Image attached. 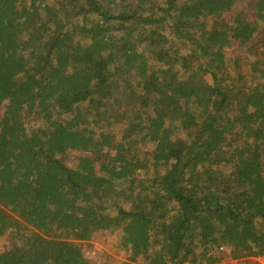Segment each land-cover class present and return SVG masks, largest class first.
<instances>
[{
  "label": "trees",
  "instance_id": "trees-1",
  "mask_svg": "<svg viewBox=\"0 0 264 264\" xmlns=\"http://www.w3.org/2000/svg\"><path fill=\"white\" fill-rule=\"evenodd\" d=\"M236 2L0 0V264H88L99 231L118 264L264 257V51L225 54L264 0Z\"/></svg>",
  "mask_w": 264,
  "mask_h": 264
},
{
  "label": "rangeland",
  "instance_id": "rangeland-1",
  "mask_svg": "<svg viewBox=\"0 0 264 264\" xmlns=\"http://www.w3.org/2000/svg\"><path fill=\"white\" fill-rule=\"evenodd\" d=\"M255 0H237L233 8L227 12L223 18L230 22L236 16L244 20L251 21L254 16L253 5ZM261 29L253 36L252 40L247 45H239L236 42L231 43L225 50L227 58H241V74H244L249 68V61L259 58V55L264 51L261 46V33L264 32V22L261 24ZM255 52L254 55L248 52ZM0 108V114L1 110ZM78 151H68L62 157V161L68 167H74L77 164V159L82 156ZM117 234L109 233L107 231H99L93 234L89 242L79 243L83 257L88 264H118L127 263L129 255L119 251L116 246ZM10 243V235H6L0 239V253L8 249ZM222 256L221 260L216 264H234L226 252V249L219 251ZM250 260L257 262V264H264V257L251 258ZM235 261V260H234ZM237 264H247L241 260H236ZM135 264H146L142 260L135 261Z\"/></svg>",
  "mask_w": 264,
  "mask_h": 264
},
{
  "label": "built area",
  "instance_id": "built-area-1",
  "mask_svg": "<svg viewBox=\"0 0 264 264\" xmlns=\"http://www.w3.org/2000/svg\"><path fill=\"white\" fill-rule=\"evenodd\" d=\"M224 249H226V252H227L228 257H229V250H228L227 248L221 247V248H219V251L224 250ZM231 262L234 263V264H237V263H236V260H235V261L232 260Z\"/></svg>",
  "mask_w": 264,
  "mask_h": 264
}]
</instances>
